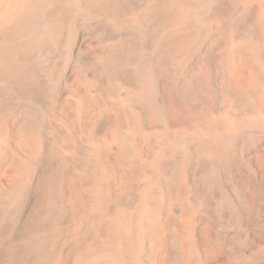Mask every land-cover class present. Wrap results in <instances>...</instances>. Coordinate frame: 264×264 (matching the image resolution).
Wrapping results in <instances>:
<instances>
[{
	"label": "bare ground",
	"instance_id": "bare-ground-1",
	"mask_svg": "<svg viewBox=\"0 0 264 264\" xmlns=\"http://www.w3.org/2000/svg\"><path fill=\"white\" fill-rule=\"evenodd\" d=\"M261 40L264 0H0V264H206L264 198Z\"/></svg>",
	"mask_w": 264,
	"mask_h": 264
},
{
	"label": "rangeland",
	"instance_id": "rangeland-1",
	"mask_svg": "<svg viewBox=\"0 0 264 264\" xmlns=\"http://www.w3.org/2000/svg\"><path fill=\"white\" fill-rule=\"evenodd\" d=\"M259 45L261 46V51H263L264 43L262 40L259 43ZM217 64L218 61L216 62V65ZM203 89H204L203 90L204 93L208 95L209 94L208 88L205 86ZM213 103H214L213 101H210L209 106H213L214 105ZM213 109L214 108L212 107L208 111L209 113L208 117L203 116L204 117L203 124L200 126L201 128L197 130L198 132L196 131L197 135L200 136L201 139L207 138L205 137L204 131H206L208 128H207V123L204 122H207L210 119V117H212ZM185 120H186V115L184 114L181 117V119L178 118L174 119V123L175 124L182 123L181 125H184L183 122L185 123ZM204 124L205 126H203ZM184 126L185 128L187 127V125ZM246 171L247 173L246 174L243 173V176L248 181L250 180L249 181L251 182V188H249L250 190L247 188L246 181L241 178L237 179L238 180L236 182L237 184H235L236 189L242 194L246 202L244 205L243 204L236 205L237 203L234 204V207L228 211L229 214L225 216L228 218H226L225 220L224 217V220L226 221L227 224L225 223L224 220H221L222 217L218 216L217 219V212H215V210H213L211 214L210 212L209 214L208 212H203V211L200 212L201 215L202 213L206 214L203 215V217L206 216L204 217L205 219L202 216L200 217V215H198L197 217L198 220H196L195 223L196 231L197 233L200 234V235L198 234L200 238H202L204 241L206 240L205 244L201 248V253H203L201 254V257L206 264H264V198L259 199L258 188L254 183L255 181L252 180L253 179L252 175L255 173V168L246 167ZM240 205H242L243 207ZM219 217L221 219H219ZM227 230H230L232 235H234L235 232H237L242 237L241 240H239L238 242V248L236 249L235 252L226 251L227 249L226 245L223 241V238L221 237L222 235H220L221 232ZM256 234H258V236ZM209 236L211 237L209 238ZM207 241H209V243Z\"/></svg>",
	"mask_w": 264,
	"mask_h": 264
}]
</instances>
